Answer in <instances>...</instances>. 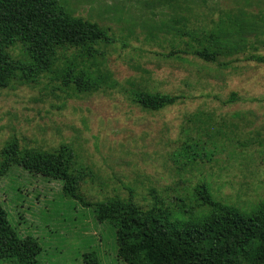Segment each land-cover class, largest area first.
<instances>
[{
  "label": "rangeland",
  "instance_id": "1",
  "mask_svg": "<svg viewBox=\"0 0 264 264\" xmlns=\"http://www.w3.org/2000/svg\"><path fill=\"white\" fill-rule=\"evenodd\" d=\"M55 2L97 21L107 39L59 48L53 69L0 86V162L15 143L22 153L63 148L79 195L93 204L18 163L0 175V203L17 235L39 243V264H83L89 253L99 264H128L115 226L96 213V203L116 196L143 209L158 201L188 220L208 213L196 189L207 181L241 211L264 208V63L245 58L264 55V0H179L178 10L170 0ZM242 24L253 27L240 33ZM184 26L204 31L180 35ZM224 29L245 38V53L225 55L227 44L209 62L185 52ZM7 48L14 61H30L22 41ZM140 91L185 97L146 110L133 101ZM201 112L213 120L197 126L190 118Z\"/></svg>",
  "mask_w": 264,
  "mask_h": 264
},
{
  "label": "trees",
  "instance_id": "2",
  "mask_svg": "<svg viewBox=\"0 0 264 264\" xmlns=\"http://www.w3.org/2000/svg\"><path fill=\"white\" fill-rule=\"evenodd\" d=\"M56 0H0V86L14 81H30L40 72L53 69L59 48L85 47L107 39L104 28L93 20L59 9ZM179 8V0H170ZM178 23L187 24V18L178 15ZM171 31L173 24L167 25ZM222 24L220 28H224ZM252 25H241L252 29ZM178 33L198 38L203 29L183 27ZM225 39L221 42L224 34ZM22 41L29 48L30 61H14L7 51L14 41ZM227 46L225 55L242 52L246 40L242 36L227 35L226 30L205 36L200 49L189 47L186 53L205 61H218L219 51ZM247 60L264 63V55L248 53ZM236 93L229 100L234 101ZM185 95L173 97L140 91L134 102L143 109L159 111L177 104ZM206 119V120H205ZM213 120L203 112L196 113L190 121L199 125ZM222 133V132H221ZM215 135L220 132L215 131ZM193 139V138H192ZM14 163L47 176L64 181V191L71 197L86 202L78 193L79 180L66 151L56 149L49 152H20L18 145L5 148L1 153L0 175L5 174ZM203 205L205 216L188 220L173 219L169 208L155 201L150 209H143L130 196H116L95 204L97 218L109 220L116 228L118 253L128 264H242L254 260L264 262V208L250 212L214 195L209 182L203 181L196 188ZM41 247L31 236L21 239L10 224L6 211L0 203V264H39L37 255ZM83 264H99L95 253L85 254Z\"/></svg>",
  "mask_w": 264,
  "mask_h": 264
}]
</instances>
